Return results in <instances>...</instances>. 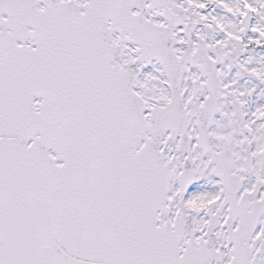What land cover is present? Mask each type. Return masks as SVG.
<instances>
[{
    "label": "snow or ice",
    "instance_id": "snow-or-ice-1",
    "mask_svg": "<svg viewBox=\"0 0 264 264\" xmlns=\"http://www.w3.org/2000/svg\"><path fill=\"white\" fill-rule=\"evenodd\" d=\"M0 264H264V0H0Z\"/></svg>",
    "mask_w": 264,
    "mask_h": 264
}]
</instances>
